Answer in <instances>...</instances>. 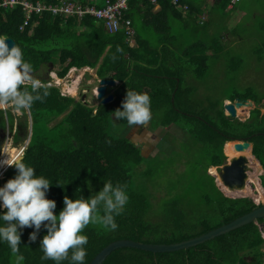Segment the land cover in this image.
I'll return each instance as SVG.
<instances>
[{"label": "trees", "instance_id": "obj_1", "mask_svg": "<svg viewBox=\"0 0 264 264\" xmlns=\"http://www.w3.org/2000/svg\"><path fill=\"white\" fill-rule=\"evenodd\" d=\"M75 1L85 4L88 0ZM204 1L180 0L178 5H174L172 0H158L160 7L155 11L150 0H128L122 17L123 27L115 33L107 32L103 24L92 17L82 20L69 17L64 21L60 15L52 17L49 13L34 17L36 23L20 31L19 25L23 20L21 9L0 11V37L15 40L16 46L22 49L25 62L31 64L34 77L42 83L48 79V74L41 75L38 69L42 64L47 65L48 73L54 71L61 78L71 67L87 66L96 68L99 78L120 82L113 91V101L97 107L61 94L60 88L55 85L44 84L41 94L46 89L48 95L43 102L33 104L30 115L22 111L24 117L16 119L9 109H0V128L4 129L9 124L12 131L16 120L13 140L18 144L29 135L31 117V136L23 151V161L36 170L37 176L51 182L46 198L55 201L54 214L58 215L63 209L65 196L73 200L80 197L87 199L108 181L113 185L126 186L129 200L123 213L115 217L118 228L111 231L99 224H89L83 231L82 234L88 237L85 264L111 241L178 242L227 223L257 206L247 196H226L207 169L225 162L223 146L232 139H248L254 156L264 169V112L260 110L264 108V99L252 97L247 92L224 99H250L256 104L243 121L226 115L223 101L218 104L193 99V82L199 81L208 69L209 54L206 51L218 53L221 45L218 39L214 46V42L210 45L203 40L196 41L190 34L181 37L183 45L179 47L180 52H176L175 38L169 35L177 23L189 29L190 16L202 9ZM230 1L220 0L218 7L226 10ZM184 5L188 8L184 9ZM126 25L135 31L133 46L126 40ZM146 26L154 32V41L144 36L143 28ZM261 30H264V22ZM218 34L223 37L220 32ZM117 47L123 52H118ZM262 49L264 44L256 51L260 53ZM28 90L31 91L30 86ZM128 90L150 96V122L153 127L174 123L190 133L201 146V142L206 143L204 168L198 170L193 167L191 174L183 180L172 169L170 174H175L177 180H169L164 186L169 191H175V195L157 203L152 202L148 185L149 179L154 182L160 179L163 172L157 170L155 175L151 169L155 153L144 155L124 133L129 127L126 120L118 121L112 116L116 109L123 110L122 101ZM108 125L122 126L123 132L115 135L107 129ZM214 144L218 145L217 151L213 149ZM14 148L15 159L22 152ZM226 150L227 154H234ZM144 162L147 163L146 168L140 170ZM214 166L210 170L216 173ZM257 166L251 165L254 169ZM4 170L6 168L2 170V175ZM16 174V169L10 167L0 180V187ZM260 181L264 188V174L260 175ZM225 190L229 193L227 186ZM261 194L264 195V192L255 194L257 201ZM189 195L196 198L191 199ZM186 205L191 207L186 209ZM151 210L158 211V219L151 218ZM4 211L0 207V215ZM262 222L264 218L195 246L171 252L118 248L102 264H264V238L258 226ZM2 225L3 221H0ZM18 231L21 237L20 254L24 256L22 264H54L51 260H41L40 241L47 234L46 228L41 227L35 242L29 240L34 228L26 227ZM13 259L7 243L0 241V264H14ZM61 264H70V260Z\"/></svg>", "mask_w": 264, "mask_h": 264}, {"label": "rangeland", "instance_id": "obj_2", "mask_svg": "<svg viewBox=\"0 0 264 264\" xmlns=\"http://www.w3.org/2000/svg\"><path fill=\"white\" fill-rule=\"evenodd\" d=\"M217 1L218 0H216V2ZM241 4L245 10L248 9V13L240 19L239 23H232L228 20L232 17L234 9L222 10L218 6L211 7L210 5L209 8L206 7L201 9L190 16L189 29H184L177 23L169 33V35L171 34L175 38L176 46L174 49L176 52H180L179 47L183 45L181 37L190 34H192L193 39H196V41L203 40V42L210 45L215 43L214 46L217 43L216 39H218L219 44L221 45V49L218 53L206 51L209 54L207 57L208 69L205 74L200 77L199 81L193 82V99L196 101L201 100L203 103L215 102L218 104L223 101L224 103H227L228 101L224 100L225 98L231 97L234 94L239 95L246 92L251 93L250 96L252 97L264 99V50L262 49L260 53L256 51V48L264 44V30H261V24L264 22V0H240L235 7L240 8ZM205 14H207V17ZM216 14L220 17L213 20L212 17H215ZM219 32L223 34V37L218 34ZM143 34L148 40H155L154 32L150 27H144ZM208 48L210 50V47ZM57 68L58 66H56V69ZM38 69L40 70L41 75L48 74L49 77L50 72L48 73L47 71V65L42 64ZM95 74L96 68H85L81 70L72 69L67 73V76L63 78L56 79L53 76L54 79H52L51 84L60 87L61 91L65 92L63 89V83L69 84L72 81H76L78 82L76 86V94L70 95L69 93H66V95L74 97L75 100L85 101L92 107H97L98 99L92 91L95 84L98 83L95 79ZM255 107V103L248 107H239L242 111L240 114H237L236 118L242 121L247 119L250 110ZM7 109L12 112L16 119L18 117H24L22 111H17L11 106ZM260 110L262 113L264 112V108H261ZM224 113L228 115L227 111ZM9 127L10 125L6 124L4 131ZM107 129L115 135H120L121 132H123L122 126L108 125ZM124 133L127 136H130L129 140L135 143V146L139 147L144 155L149 156V154L155 153L151 163V169L155 175L158 172L157 170H163L160 179L158 178L154 182L149 179L148 182L149 189L152 193L150 197L153 203H157L165 198H170L175 195V191H169L164 186L165 184L167 185L169 180H177L175 174L172 176L170 174L172 169L178 172L183 180L191 174L193 167L202 170L201 168H204L206 165V156L203 151L206 143L201 142V146L200 142L196 141L190 133L185 129L175 126L174 123L153 127L151 122H149L144 127L129 126L128 129H125ZM11 135L12 131L9 135V145L7 146H9L14 153L15 149L10 145L19 148L22 143L18 144L12 141ZM231 143L234 144V141ZM217 147V144L213 145V149L216 151ZM226 149H230L227 148V143L224 145L223 152L225 155L227 154ZM19 150H21V148H19ZM247 151L248 153H246ZM236 153H239L237 155H240L243 152L236 151ZM243 154L247 155L248 158L255 160L259 167L257 166L258 168L256 169L252 167V171L248 172L247 186L244 187L242 192L237 191L235 193H230V191L234 192L236 190L229 189V193H227L225 190L226 186L222 184L219 178L220 172L217 165L214 166L216 173L211 172L210 168L207 169V173L214 176L217 186L226 196L239 197L242 195L253 199L257 196L255 194L259 195L261 191H264V188L260 183V175L264 174V170L256 159L250 155L249 149L245 150ZM227 155L228 158L235 156L234 154ZM146 164L144 162L140 170L143 168L145 169ZM249 165H252L251 162H249ZM9 168L10 167H7L6 170H4L5 173ZM3 169H1V174ZM2 177L3 176L0 175V179ZM189 197L191 199L196 198L195 195H189ZM258 197L260 198V202H264V195L261 194ZM188 206L190 205H186V209H189ZM150 215L154 220L158 219L157 216L160 214L157 210H151ZM258 226L264 238L263 223H258Z\"/></svg>", "mask_w": 264, "mask_h": 264}, {"label": "clouds", "instance_id": "obj_3", "mask_svg": "<svg viewBox=\"0 0 264 264\" xmlns=\"http://www.w3.org/2000/svg\"><path fill=\"white\" fill-rule=\"evenodd\" d=\"M236 1L233 3L230 1L228 8ZM32 29L29 30V33ZM6 40V36L0 37V109H7L11 106L17 111H27L30 115L29 110H31L33 104L36 101L43 102L48 95L46 89L41 94V89L45 88V85L51 86L54 77H58L56 79L61 77L54 71H50L47 81L42 83L41 80L34 77L31 64L25 62L22 49L15 44L9 48ZM117 51L123 52V49L117 47ZM74 68L81 70L91 67L78 68L74 66ZM98 78L96 81L101 79ZM29 86L31 91L28 90ZM96 86L92 90L95 97L97 95ZM61 94L66 95V92L61 91ZM227 101L231 102V100ZM99 104L100 100L98 99ZM122 109H116L112 116L118 121L126 120L130 127H144L152 119L151 99L146 93L126 91L125 99L122 101ZM30 120L31 117L29 116V122ZM15 130L16 120L11 135L12 141H14L13 134ZM3 132L5 136L2 143L6 144L7 142L8 144L11 131L7 128ZM30 136L31 129L27 139L19 147L22 151L21 155L15 159L10 158L6 152H3L4 148L0 149V156L1 154L7 156L6 159L0 160V167H14L17 172L14 178L9 179L3 187H0V207L5 209L4 213L0 215V221H3V225L0 226V241L6 242L9 246L14 257V264H22L24 256L20 254L21 237L18 229L34 228V231L29 234V240L35 242L37 233L43 226L47 229V234L40 241V250L43 253L41 260H51L54 264H61L65 260H70V264H85L87 255L85 246L88 243V237L82 234L83 231L89 224H99L111 231L118 228L115 217L123 213L129 200L125 191L126 186L113 185L111 181H108L103 184L100 191L87 199L80 197L73 200L65 196L63 209L58 215L54 214L56 203L54 200L46 198L51 182L43 176H37L36 170L23 161V151L29 142ZM219 166L217 165V167ZM4 173L3 177L5 176ZM252 200L256 205L261 203L256 201L255 198Z\"/></svg>", "mask_w": 264, "mask_h": 264}, {"label": "water", "instance_id": "obj_4", "mask_svg": "<svg viewBox=\"0 0 264 264\" xmlns=\"http://www.w3.org/2000/svg\"><path fill=\"white\" fill-rule=\"evenodd\" d=\"M105 30L108 31L106 27ZM6 43L9 48H11L16 42L11 37H6ZM115 79L109 78H101L98 81V84L95 88L97 91L96 98L100 100V104H106L111 102L114 99V95L112 93L107 94L108 86L115 85ZM107 94V95H106ZM254 102L250 99H239L235 98L232 102L228 101L224 104V110L228 112V115L232 118L237 117V109L241 106L248 107L252 105ZM29 130L31 129V120L29 122ZM230 141H234V148L236 151H243L249 149L250 155L254 156L252 152V143L248 139H232ZM4 142L0 144V149L4 148ZM259 162V160H257ZM249 158L245 154L235 155L231 158H228L226 162L221 164L219 168V178L223 185L227 186L230 190H239L246 186L248 172L252 171V167L249 165ZM260 163V162H259ZM262 168V167H261ZM244 197V196H239ZM264 218V202H261L259 205L251 209L250 211L230 220L227 223L221 224L209 231L202 233L200 235L191 237L189 239H185L178 242L173 243H147L142 241H136L133 239H117L111 241L106 246H104L92 259L88 264H102L103 261L108 257V255L122 247H132L138 248L142 250H147L151 252H171L180 249H186L191 246H195L199 243L210 240L216 236L227 233L231 230H234L240 226L246 225L248 223L257 222L259 219ZM264 225V223H263Z\"/></svg>", "mask_w": 264, "mask_h": 264}, {"label": "built area", "instance_id": "obj_5", "mask_svg": "<svg viewBox=\"0 0 264 264\" xmlns=\"http://www.w3.org/2000/svg\"><path fill=\"white\" fill-rule=\"evenodd\" d=\"M236 0H231L233 3ZM98 0H88L82 4L75 0H0V11L5 9L19 8L23 12V20L19 29L24 31L30 24H34V17L49 13L52 17L61 16L66 21L69 17L82 20L92 17L101 22L110 33L117 32L123 27V12L127 8L128 0H103V4L98 5ZM154 6H159L158 0H150ZM180 0H172L174 5H178ZM187 9V5H184ZM126 40L130 46L134 45V28L125 26ZM258 203V202H257Z\"/></svg>", "mask_w": 264, "mask_h": 264}, {"label": "crops", "instance_id": "obj_6", "mask_svg": "<svg viewBox=\"0 0 264 264\" xmlns=\"http://www.w3.org/2000/svg\"><path fill=\"white\" fill-rule=\"evenodd\" d=\"M219 1L220 0H218L217 2H216V0L215 1H213V0H205L204 2H203V4H202V9H204V8H206V7H208L209 8V6L211 5V7H217L218 6V3H219ZM240 0H237L230 8H228L227 7V9H234V11H233V13H232V17L231 18H229L228 20L229 21H231L232 23H239V21H240V19L243 17V16H245L247 13H248V9H244L243 7H242V4L240 5V8L239 7H235L236 5H237V3L239 2ZM98 5H101V4H103V0H98ZM159 7L160 6H154V8H153V10H157V9H159ZM210 7V8H211ZM226 9V10H227ZM205 16L207 17V14H205ZM220 16L219 15H217L216 14V16L215 17H212V19L213 20H215V19H218ZM82 28V27H81ZM72 69H76V68H72ZM71 69V70H72ZM89 69H93V68H89ZM76 70H78V69H76ZM83 72V71H82ZM95 79L97 80V74H95ZM57 78V77H56ZM99 79V78H98ZM116 81V83H115V85H113V86H108V88H109V90H108V88H107V93H112L113 91H114V89L116 88V87H118L119 85H120V82L118 81V80H115ZM98 84V83H97ZM97 84H95V86L97 85ZM113 89V90H112ZM2 175V174H1Z\"/></svg>", "mask_w": 264, "mask_h": 264}, {"label": "bare ground", "instance_id": "obj_7", "mask_svg": "<svg viewBox=\"0 0 264 264\" xmlns=\"http://www.w3.org/2000/svg\"><path fill=\"white\" fill-rule=\"evenodd\" d=\"M87 69V68H86ZM82 72V71H81ZM73 75V74H72ZM72 75H70V76H72ZM58 78V77H57ZM71 80H72V78H71ZM77 83L78 82H76V81H72L71 83H63V89H64V91L66 92V93H69L70 95H75L76 94V92H77V89H76V86H77ZM96 91V90H95ZM241 108H238L237 109V114H240L241 113ZM243 113V112H242ZM234 144H235V142H234ZM234 144L233 143H231V142H228L227 143V148H230V149H228V150H230L231 152H233L235 155H237V154H239V153H236V150L234 149ZM7 145H9V144H7ZM5 146L4 147V150H3V152H6L8 155H9V157L10 158H12V159H14V153L11 151L12 149L9 147V146ZM11 147H13L12 145H10ZM9 147V148H8ZM232 147V148H231ZM14 148V147H13ZM15 149V148H14ZM247 150V149H246ZM244 151L245 150H243V151H240V152H243L244 153ZM22 152V151H21ZM246 153H248V151L246 152ZM245 153V154H246ZM7 158V156L6 155H4V154H1V156H0V160H4V159H6ZM250 159V158H249ZM250 162H251V164H255V165H257V163H253L252 161H251V159L249 160ZM257 161V160H256ZM258 162V161H257ZM259 167V166H258ZM257 167V168H258ZM1 169H3V167H0V172H1ZM0 175H1V173H0ZM264 192V191H263ZM256 198V197H255ZM259 201V200H258Z\"/></svg>", "mask_w": 264, "mask_h": 264}, {"label": "flooded vegetation", "instance_id": "obj_8", "mask_svg": "<svg viewBox=\"0 0 264 264\" xmlns=\"http://www.w3.org/2000/svg\"><path fill=\"white\" fill-rule=\"evenodd\" d=\"M3 130H4L3 128H0V144L4 140V136H5V133L3 132Z\"/></svg>", "mask_w": 264, "mask_h": 264}]
</instances>
